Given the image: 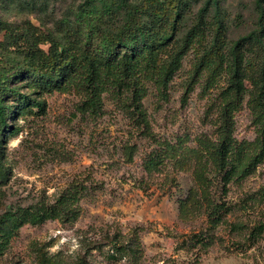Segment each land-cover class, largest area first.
Instances as JSON below:
<instances>
[{
  "label": "rangeland",
  "instance_id": "obj_1",
  "mask_svg": "<svg viewBox=\"0 0 264 264\" xmlns=\"http://www.w3.org/2000/svg\"><path fill=\"white\" fill-rule=\"evenodd\" d=\"M80 1L0 0V42L7 31L33 40L30 26L57 34ZM255 1L219 0L228 46L254 29ZM201 54L190 49L172 79L140 76L137 109L130 93L110 87L94 106L70 88L42 94L40 115L15 111L16 131L4 132L0 149V220L6 210L78 193L74 218L25 224L0 247V264H264V233H255L264 224V98L252 101L251 84L258 73H244L237 94L225 64L195 67ZM225 129L241 164L257 163L223 190L200 143L218 146Z\"/></svg>",
  "mask_w": 264,
  "mask_h": 264
},
{
  "label": "trees",
  "instance_id": "obj_2",
  "mask_svg": "<svg viewBox=\"0 0 264 264\" xmlns=\"http://www.w3.org/2000/svg\"><path fill=\"white\" fill-rule=\"evenodd\" d=\"M198 1L81 0L71 15L62 16L57 34L30 26V40L22 33L7 31L8 40L0 42V149L4 132L16 131L9 124L15 111L35 115L45 111V102L39 99L42 94L75 88L88 93L94 106L106 88L117 87L130 93L127 101L137 109L143 93L140 76L158 73L164 80L172 79L190 49L202 53L195 67L225 64L232 71L231 86L237 94L244 92L239 78L256 69L258 78L251 79L256 89L252 101L262 105L264 0L255 1L257 23L252 32L229 46L219 0H203L193 13L191 8ZM191 15L195 19L187 24ZM26 85L30 91H22ZM200 144L211 155L217 173L222 174L223 190L233 176L249 175L257 163L251 159L241 164V153L233 148L226 129L218 146ZM156 158L151 156V165L159 162ZM4 173L0 160V175ZM77 193H63L52 204L6 210L0 220L6 223L0 229V247L27 223L41 225L48 220L74 218L72 205ZM225 209L222 204L213 207L214 223ZM255 233H264V224L257 226Z\"/></svg>",
  "mask_w": 264,
  "mask_h": 264
}]
</instances>
